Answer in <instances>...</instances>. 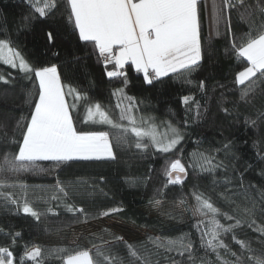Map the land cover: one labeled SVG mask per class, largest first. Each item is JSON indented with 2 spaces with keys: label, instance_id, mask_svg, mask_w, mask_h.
I'll return each instance as SVG.
<instances>
[{
  "label": "trees",
  "instance_id": "1",
  "mask_svg": "<svg viewBox=\"0 0 264 264\" xmlns=\"http://www.w3.org/2000/svg\"><path fill=\"white\" fill-rule=\"evenodd\" d=\"M56 2L52 14L25 21L30 15L28 0H0V40L8 41L33 68L57 66L65 92L74 89L66 100L73 105L77 130L109 132L115 159L59 165L36 161L35 168L0 172V181L12 186L0 192L11 193L16 201L0 196V247L13 253L14 264H64L69 252L89 249L95 255L97 248L114 264H139L129 256L128 245L149 264H233L236 257L230 252L242 253L236 240L250 243L254 253L247 256L264 253V235L256 231L264 227V77L257 73L244 85L237 84L236 76L247 62L233 48L234 41L241 44L264 27V0H231V6L223 0H199V65L191 72L153 79L152 84L131 62L122 69L126 82L125 76L108 77L107 71L118 69L105 66L92 42L79 39L67 0ZM49 32L54 42H49ZM0 74L8 81L0 80L2 161L6 154H18L25 128L17 123L21 117L24 123L30 119L39 89L34 75L26 76L18 68L0 63ZM249 87L252 91L241 99ZM184 97L190 98L187 103ZM96 104L125 127L129 123L121 119V112L130 108L138 126L154 125L162 140L172 138L170 128L179 129L183 139L167 153L158 151L147 137L140 143L148 146L137 148L131 133L126 142H120L119 129L86 121L88 108ZM201 154L211 159V165L202 167ZM176 159L185 166L186 177L171 184L167 170ZM58 182L68 196L59 193ZM195 194L219 209L215 218L224 227L242 221L232 231L221 232L228 250L218 249L219 258L202 243ZM155 201L161 205L158 213L151 214L145 208ZM25 202L39 219L23 211ZM253 203L251 214H245L243 208L252 209ZM80 208L84 211L75 210ZM113 219L135 224L147 233H126L120 224L110 222ZM157 237L191 242L192 258L188 251L180 255L179 250L157 247L153 242ZM32 247L41 250L37 261L25 255Z\"/></svg>",
  "mask_w": 264,
  "mask_h": 264
},
{
  "label": "snow or ice",
  "instance_id": "2",
  "mask_svg": "<svg viewBox=\"0 0 264 264\" xmlns=\"http://www.w3.org/2000/svg\"><path fill=\"white\" fill-rule=\"evenodd\" d=\"M67 3L70 7L69 19L74 21L79 39L94 44L105 66L112 64L118 69L106 72L110 78L125 76L122 69L130 61L135 65L137 72L144 74L145 82L152 84L153 79L167 76L169 73L191 72L202 59L198 0H67ZM223 3L231 6V0H223ZM28 5L30 15L24 17L25 21L45 18L57 8L56 0H28ZM215 7L214 4V10ZM261 11L264 12V9ZM216 18L219 22L220 17ZM47 37L49 42H54L55 37L51 32ZM233 48L235 55L247 62V66L236 76L237 84L244 85L246 81L256 77L257 73L264 77V27L255 35L249 34L248 39L241 44L234 41ZM0 63L18 68L26 76L34 75L39 89L30 119L24 123L25 118L21 117L17 123L18 127L25 128L19 152L13 156L6 154L3 157L0 161V172H19L35 168L36 161H54L59 165L72 160L115 159L109 132L77 130L71 115L73 105L66 100V96L72 94L74 89L69 87L65 92L56 65L33 68L19 51L9 46L6 40H0ZM0 80L8 82L2 74ZM203 87L204 84L201 82V88ZM251 91V87L243 91L241 99H246ZM75 98L79 99V94ZM189 99L184 97V102L187 103ZM130 111L131 109L128 108L122 109L121 112V119H127L129 127L114 122L100 104L88 108L86 121L109 124L119 129L120 135L117 139L120 142H126L127 135L131 133L137 138V148L148 146L140 143V140L147 137L158 151L167 153L183 139L179 129L170 128L172 138L162 140L154 125L138 126ZM96 117H99L98 121ZM200 160L202 167L211 165V159L203 154L200 155ZM182 173H185V166L181 161L179 159L172 161L167 170L168 182L181 183ZM6 187L12 186L0 181V189ZM58 191L63 196H68V192L64 187L59 186V182ZM261 195L264 197V193ZM0 196L16 203L9 192H0ZM195 199L196 212L205 213L206 210V213H211L213 216L211 220L213 227L210 232L202 234V243L213 252L221 248L228 250V246L220 239V234L239 227L242 221L237 219L235 225L224 227L215 219L220 212L209 199H204L200 194H195ZM155 203L159 204L160 201ZM254 207L253 203L252 209L245 207L243 212L251 214ZM68 210L73 211V208L68 206ZM75 210L84 211L82 208ZM23 211L39 219V214L27 202L24 203ZM109 211H121V209ZM108 214L109 212L102 213V215ZM223 215L227 219H233L232 216ZM249 226L251 227V224ZM256 231L264 235V227L257 228ZM16 235L19 236V233ZM203 236L210 238L203 241ZM233 239H236L235 236ZM153 242L157 247H164L168 251L179 250L180 255L188 251L189 259L192 258V244L184 243L182 238L177 241H161L157 237ZM236 243L240 245L242 253L237 255L235 252H230L236 257L233 264H264V253L247 256L246 253H254L250 243L241 240H236ZM127 247L129 256L134 261L139 264H149L147 258L141 256L132 245ZM25 255L29 260L37 261L42 253L37 247L26 252ZM217 256L219 258L218 252ZM101 258L106 264H114L112 258L99 248L96 249L95 255L89 249L69 252L64 258V264H102ZM14 259L13 253L7 247H0V264H14ZM37 264L40 262L37 261Z\"/></svg>",
  "mask_w": 264,
  "mask_h": 264
},
{
  "label": "rangeland",
  "instance_id": "3",
  "mask_svg": "<svg viewBox=\"0 0 264 264\" xmlns=\"http://www.w3.org/2000/svg\"><path fill=\"white\" fill-rule=\"evenodd\" d=\"M160 205H161V203L153 204V205L146 207L145 209L148 212H150L151 214H156L159 211ZM196 208H197V206L194 207V212H195V216L197 217V220L200 224V233H201V238H202L203 233L211 231V229L213 227V225L211 224V220L213 219V216L211 213H206V210H205L206 214L196 212ZM181 209L182 208L179 207L180 211H181ZM110 222H113V223L115 222V223L120 224V226L123 227V229L126 231V233H130V234H145V233H147L146 229H144L142 227H138L137 225L132 224V223L121 222L117 219H113ZM209 238H210V236H203V241H206ZM34 248H37V247H32L29 251L33 250Z\"/></svg>",
  "mask_w": 264,
  "mask_h": 264
},
{
  "label": "water",
  "instance_id": "4",
  "mask_svg": "<svg viewBox=\"0 0 264 264\" xmlns=\"http://www.w3.org/2000/svg\"><path fill=\"white\" fill-rule=\"evenodd\" d=\"M175 174H173V176H174ZM181 176H182V180H184V178L186 177V173H182V174H180Z\"/></svg>",
  "mask_w": 264,
  "mask_h": 264
},
{
  "label": "crops",
  "instance_id": "5",
  "mask_svg": "<svg viewBox=\"0 0 264 264\" xmlns=\"http://www.w3.org/2000/svg\"><path fill=\"white\" fill-rule=\"evenodd\" d=\"M198 1H199V0H198ZM129 62H130V61H129ZM129 62H128V63H129ZM133 66L135 67V65H133Z\"/></svg>",
  "mask_w": 264,
  "mask_h": 264
}]
</instances>
